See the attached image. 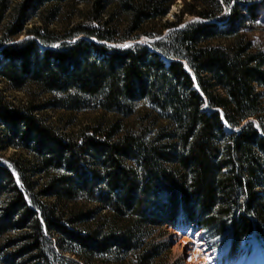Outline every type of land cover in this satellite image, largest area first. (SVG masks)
Wrapping results in <instances>:
<instances>
[{"label": "trees", "instance_id": "obj_1", "mask_svg": "<svg viewBox=\"0 0 264 264\" xmlns=\"http://www.w3.org/2000/svg\"><path fill=\"white\" fill-rule=\"evenodd\" d=\"M176 1L0 0V81L49 97L0 92V264H178L179 223L231 255L264 239V0L165 21ZM142 38L162 39L116 47ZM47 109L100 116L71 134Z\"/></svg>", "mask_w": 264, "mask_h": 264}, {"label": "rangeland", "instance_id": "obj_2", "mask_svg": "<svg viewBox=\"0 0 264 264\" xmlns=\"http://www.w3.org/2000/svg\"><path fill=\"white\" fill-rule=\"evenodd\" d=\"M20 1V0H17ZM183 6V0H177L175 4L171 7L168 15L165 17V21L170 22L175 20V15L179 14ZM197 21L192 17L184 18V25L191 22ZM40 25V19L37 15H32L28 18V21L25 25V29H32L34 26ZM53 27L61 29V25H53ZM168 32L164 34L167 36ZM251 38L256 43H264V13L260 20L259 30L252 33ZM23 37V39H21ZM25 33H23L18 42L28 39ZM162 39V38H159ZM142 42L149 44L150 42L156 40H150L147 38L140 39ZM134 42H126L120 45H133ZM59 45V44H58ZM57 45V46H58ZM115 46V45H114ZM117 46V45H116ZM0 92H2L9 100L16 103H27L33 101L40 103L46 101L49 97L46 95L39 96L35 89L26 88L22 91H14L6 86L3 82L0 81ZM42 115L46 116L51 123L60 129L71 133L76 134L78 131L86 126L92 124L97 118H99L100 113L96 111H86L78 113H68L65 111H56L52 109L45 110ZM244 123L242 126H244ZM228 128V127H227ZM14 153L13 149L8 150L2 157L1 163L9 166L7 161L8 157L12 156ZM186 227L187 229H179L180 227ZM189 228V229H188ZM179 231V232H178ZM171 244V255L170 262L174 263L179 260L178 264H187V258L189 257L188 252L191 254L195 253L197 250V243L200 242L202 247L199 249L202 250L204 254H212L210 261L204 260L201 264H230L233 260L241 254V258L238 260L239 264L244 263V259L253 252L254 248L259 249L260 254H264V239L258 237L257 234L250 235L242 240L239 248L235 251L234 255L230 253V242L224 237H214L211 233L206 230L196 228L194 226H185L182 223H179L176 227H170L166 229V235L162 239ZM199 261L202 259L201 255L198 254Z\"/></svg>", "mask_w": 264, "mask_h": 264}, {"label": "bare ground", "instance_id": "obj_3", "mask_svg": "<svg viewBox=\"0 0 264 264\" xmlns=\"http://www.w3.org/2000/svg\"><path fill=\"white\" fill-rule=\"evenodd\" d=\"M187 71H189L188 67L186 66ZM197 85H195L196 87ZM179 232V231H178ZM200 242L197 243L196 247L197 250L195 251V253H193V255L191 254V252H188L189 257L187 258V264H201L203 263L202 261L207 260L210 261L212 258L210 257L212 254H204L202 253V250H200L199 248L202 247L201 244H199ZM198 254L201 255L202 259L199 261L198 258ZM241 258V254H239L237 256V258L235 260L232 261V263L230 264H236V262L238 263V260ZM241 264V263H239ZM242 264H264V254H260L259 249L257 247L254 248L253 252L251 254H249L245 259H244V263L242 262Z\"/></svg>", "mask_w": 264, "mask_h": 264}, {"label": "water", "instance_id": "obj_4", "mask_svg": "<svg viewBox=\"0 0 264 264\" xmlns=\"http://www.w3.org/2000/svg\"><path fill=\"white\" fill-rule=\"evenodd\" d=\"M159 40H161V39H156V40L150 42L149 44L142 42V40H137V41L134 42V44H141V45H145V46H149V47H151L152 44L158 42ZM134 44H133V45H134ZM185 65L187 66V64H185ZM187 67H188V66H187ZM188 69H189V68H188ZM194 82H195L196 85H197V82H196V79H195V78H194ZM197 88H198V86H197ZM223 120H224V119H223Z\"/></svg>", "mask_w": 264, "mask_h": 264}, {"label": "snow or ice", "instance_id": "obj_5", "mask_svg": "<svg viewBox=\"0 0 264 264\" xmlns=\"http://www.w3.org/2000/svg\"><path fill=\"white\" fill-rule=\"evenodd\" d=\"M257 23H259V22H257ZM180 27L183 28V27H185V25L184 24H181ZM21 39H23V37H21ZM116 47H128V45H117ZM185 67H186V65H185Z\"/></svg>", "mask_w": 264, "mask_h": 264}]
</instances>
